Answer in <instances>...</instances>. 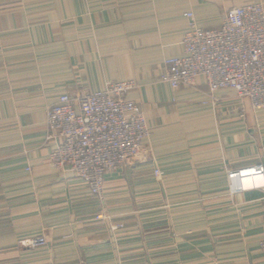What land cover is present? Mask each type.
<instances>
[{"label": "crops", "instance_id": "1", "mask_svg": "<svg viewBox=\"0 0 264 264\" xmlns=\"http://www.w3.org/2000/svg\"><path fill=\"white\" fill-rule=\"evenodd\" d=\"M256 3L0 0V264L264 263V175H231L264 168V110L229 90L212 102L203 78L179 90L159 79L165 60L184 55L188 13L213 30ZM121 81L135 85L127 99L152 157L107 174L100 206L51 165L46 110ZM38 236L46 246L18 244Z\"/></svg>", "mask_w": 264, "mask_h": 264}, {"label": "built area", "instance_id": "2", "mask_svg": "<svg viewBox=\"0 0 264 264\" xmlns=\"http://www.w3.org/2000/svg\"><path fill=\"white\" fill-rule=\"evenodd\" d=\"M186 18L184 55L165 60L160 81L179 90L191 88L197 78H203L212 102L214 93L229 90L239 100H248L252 110H264V6L233 8L213 30L198 28L191 13ZM134 88L132 81H121L94 93H64L46 110L45 140L52 145L51 165L71 173L99 200H103L107 174L152 157V150L143 146L150 136L146 120L127 99ZM160 175L156 169L154 176ZM231 175L251 179L263 176L264 168H244ZM259 190L264 194V185ZM100 219L105 218L99 215L96 220ZM46 244L45 237L38 236L25 247ZM259 247L264 256V239Z\"/></svg>", "mask_w": 264, "mask_h": 264}, {"label": "rangeland", "instance_id": "3", "mask_svg": "<svg viewBox=\"0 0 264 264\" xmlns=\"http://www.w3.org/2000/svg\"><path fill=\"white\" fill-rule=\"evenodd\" d=\"M148 161V160H147ZM147 161H145V162H147ZM141 162H144V161H141ZM155 171V170H154ZM90 193V192H89ZM93 196V195H92ZM95 197V196H94ZM97 200H98V203H99V205L101 206V204L103 205V203H104V195H103V200H99L97 197H95ZM99 215H97L96 217H95V219L98 217ZM100 216H102L103 218H105V219H100V220H106V219H108V216H104V215H102V214H100ZM116 226V225H115ZM117 226H120V225H117ZM122 226V225H121ZM120 228H122V227H119L118 229H120ZM31 239H33V238H31ZM31 239H27V240H23V241H20L18 244L21 246V247H23V248H28V247H25V245H27V242H29ZM46 243H47V241H46ZM24 244V245H23ZM38 248H40V247H38ZM28 249H31V248H28ZM34 249H36V248H34Z\"/></svg>", "mask_w": 264, "mask_h": 264}, {"label": "bare ground", "instance_id": "4", "mask_svg": "<svg viewBox=\"0 0 264 264\" xmlns=\"http://www.w3.org/2000/svg\"><path fill=\"white\" fill-rule=\"evenodd\" d=\"M246 186V185H245Z\"/></svg>", "mask_w": 264, "mask_h": 264}]
</instances>
